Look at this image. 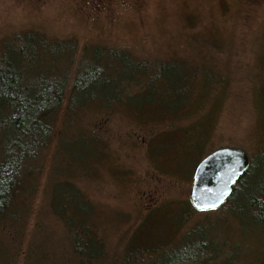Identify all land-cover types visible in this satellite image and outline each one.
Listing matches in <instances>:
<instances>
[{
    "label": "trees",
    "instance_id": "trees-1",
    "mask_svg": "<svg viewBox=\"0 0 264 264\" xmlns=\"http://www.w3.org/2000/svg\"><path fill=\"white\" fill-rule=\"evenodd\" d=\"M79 1L82 11L87 1ZM110 31L106 40L83 44L89 63L79 61L75 69L73 41L66 48V41L25 32L16 44L4 41L0 47V264H45L49 258L55 264H264V57L259 53L244 81L260 125L249 152L235 147L250 162L230 197L209 211L178 199L173 211L166 203L174 198L147 195L153 200L143 214L137 208L114 210L113 217L134 228L121 250L106 245L95 188L106 181L141 183L131 165L140 157L154 171L166 170L168 178L189 185L198 163L223 147L211 140L220 109L230 85L242 87L230 80L231 68L210 60L209 53L201 62L151 61L128 46L112 47ZM219 42L204 49L224 43ZM199 48L197 58L204 50ZM47 53L68 58L48 70ZM116 115L136 132H118L124 129L113 126ZM174 135L184 138L172 142ZM104 169L112 180L101 177ZM42 213L54 223H40ZM50 225L60 230V239L49 238ZM124 231L120 228V235Z\"/></svg>",
    "mask_w": 264,
    "mask_h": 264
},
{
    "label": "rangeland",
    "instance_id": "rangeland-1",
    "mask_svg": "<svg viewBox=\"0 0 264 264\" xmlns=\"http://www.w3.org/2000/svg\"><path fill=\"white\" fill-rule=\"evenodd\" d=\"M75 1L0 0V47L4 41L9 46L16 44L14 39L25 32H41L53 40L66 41L63 42L66 48H71L67 41H73L78 44L73 60L75 69L79 61L89 63L90 54L82 53L83 44L106 40V32L112 30L114 35L112 31L109 32L112 47L128 46V49L149 57L151 61L170 58L167 62H180L196 58V61L201 62L207 59L206 54L209 53L210 60L216 61V64L222 62L223 67L231 68L233 75L230 80L241 82L240 90L245 93L241 94L236 84L233 87L230 85L231 92L228 90L230 94L220 109L212 143L217 144V147L240 146L250 151L252 133L258 129L260 118L244 75L249 68L257 66V53L264 57V46L258 47L264 44V0H85L86 5L81 0L82 11ZM219 41H223L226 46L223 43L204 49L208 44H221ZM199 47L204 50L199 51L200 58H197ZM45 56V69L48 70L61 59L68 58L65 55L59 59L50 53ZM259 66L262 63L259 62ZM233 70H237V73ZM73 73L74 70L69 77L67 91L73 83ZM112 123L124 129L118 132L132 130L117 115L112 118ZM131 132L136 130L133 128ZM179 135L172 136L170 140L178 143L179 139L184 138V135L180 138ZM168 161L174 163L172 153L168 155ZM131 165L141 183L133 186V183L119 185L118 181H106L94 192L101 204L97 216L100 235L107 246L111 243L118 250L126 241L128 230H133L134 223L131 228L128 227L130 223L125 225L127 219L113 217L114 210L123 209L134 213L137 208L143 214L152 204L153 197L158 200L174 198L166 203L174 211L179 205L176 200H190L191 183L186 186L168 178L171 175L166 170L154 171L141 157L132 158ZM112 175L108 169L101 172L104 179L112 180ZM147 195L152 197L148 198ZM46 214L39 216L40 223L53 222L52 216L49 214L48 220ZM50 228L46 231L49 238L60 239V230L52 225ZM120 228L126 231L122 235L119 233ZM55 263L56 259L49 258L45 264Z\"/></svg>",
    "mask_w": 264,
    "mask_h": 264
},
{
    "label": "water",
    "instance_id": "water-1",
    "mask_svg": "<svg viewBox=\"0 0 264 264\" xmlns=\"http://www.w3.org/2000/svg\"><path fill=\"white\" fill-rule=\"evenodd\" d=\"M248 154L235 147L217 148L195 167L190 201L197 211L219 208L249 166Z\"/></svg>",
    "mask_w": 264,
    "mask_h": 264
},
{
    "label": "flooded vegetation",
    "instance_id": "flooded-vegetation-1",
    "mask_svg": "<svg viewBox=\"0 0 264 264\" xmlns=\"http://www.w3.org/2000/svg\"><path fill=\"white\" fill-rule=\"evenodd\" d=\"M44 37H45L47 40H50V41H57V40H53V39H51V38H48V37H46L45 35H44Z\"/></svg>",
    "mask_w": 264,
    "mask_h": 264
}]
</instances>
